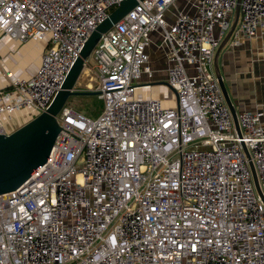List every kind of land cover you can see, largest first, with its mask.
<instances>
[{
    "label": "built area",
    "instance_id": "1",
    "mask_svg": "<svg viewBox=\"0 0 264 264\" xmlns=\"http://www.w3.org/2000/svg\"><path fill=\"white\" fill-rule=\"evenodd\" d=\"M121 1L0 0L2 36L46 44L30 77L7 73L0 134L50 107ZM237 1H139L102 35L90 58L104 109L65 105L46 163L0 195V264H264V203L242 146L264 191V112H237L240 138L214 70ZM240 8L230 48L264 38V0ZM152 47L174 108L152 97Z\"/></svg>",
    "mask_w": 264,
    "mask_h": 264
},
{
    "label": "water",
    "instance_id": "2",
    "mask_svg": "<svg viewBox=\"0 0 264 264\" xmlns=\"http://www.w3.org/2000/svg\"><path fill=\"white\" fill-rule=\"evenodd\" d=\"M139 1L143 0L121 1L118 7L113 9L108 17L95 28L86 40L80 52V56L69 71L60 91L45 112L41 113L10 135L0 134V195L18 189L39 167L46 163L61 131V126L57 117L67 104L68 99L74 95H99V92H78L76 90V84L84 70L85 61L91 57L102 35L110 31L115 24L132 11L138 5ZM241 1L242 0L237 1L231 28L217 49L214 58L215 74L233 115L236 130L240 138L242 135L237 120V111L221 69L219 68L218 58L237 28L240 19ZM158 83L170 87L166 81ZM242 146L249 160V166L253 175L257 194L264 203V191L259 184L254 164L243 142Z\"/></svg>",
    "mask_w": 264,
    "mask_h": 264
},
{
    "label": "crops",
    "instance_id": "3",
    "mask_svg": "<svg viewBox=\"0 0 264 264\" xmlns=\"http://www.w3.org/2000/svg\"><path fill=\"white\" fill-rule=\"evenodd\" d=\"M153 40L159 42L157 36ZM45 47L43 42L19 43L0 34V88L8 84L7 73L19 78L30 77L40 65ZM149 52L152 67L156 70L154 78L160 80L163 69L168 67L166 58L154 47ZM218 64L236 111L264 112V38L243 40L237 48L227 45L219 55ZM160 92L164 96L167 93L163 88Z\"/></svg>",
    "mask_w": 264,
    "mask_h": 264
},
{
    "label": "rangeland",
    "instance_id": "4",
    "mask_svg": "<svg viewBox=\"0 0 264 264\" xmlns=\"http://www.w3.org/2000/svg\"><path fill=\"white\" fill-rule=\"evenodd\" d=\"M173 9V8H172ZM93 58H90L88 66L84 68L82 71L79 80L76 84V90L78 92H84V91H91L95 92L97 89V82H96V76L93 70ZM166 69H163L162 76L160 80L152 81V97L153 98H160L164 100L165 106L168 108H174L176 107V95L174 91L170 88H168V91L164 86H160L158 82L166 81L167 82V72H165ZM136 83L143 84L146 83L145 78H141ZM160 88H163L167 91L166 98L164 96V93L160 92ZM139 94H142L144 97H146V93L142 88H137L135 91V95L138 96ZM67 106L74 107L78 111L92 117L96 118L98 117L103 109H104V102L102 99L99 98L98 95H74L71 96L67 101ZM17 113L13 114V116H16ZM32 118H29L28 121H31Z\"/></svg>",
    "mask_w": 264,
    "mask_h": 264
}]
</instances>
